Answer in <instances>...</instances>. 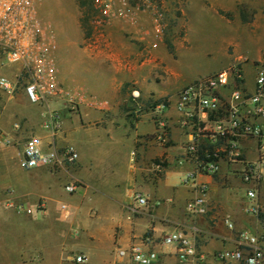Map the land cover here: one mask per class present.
Masks as SVG:
<instances>
[{
	"label": "crops",
	"instance_id": "0c3cea01",
	"mask_svg": "<svg viewBox=\"0 0 264 264\" xmlns=\"http://www.w3.org/2000/svg\"><path fill=\"white\" fill-rule=\"evenodd\" d=\"M187 2V44L188 30L198 27L202 36L210 28L225 56L227 48L245 42L237 32L245 11L257 13L251 26L264 31V0ZM147 25L142 13L118 14L100 26L95 40L84 41L83 48L76 37L56 49L62 88L83 98L74 108L63 99L31 105L22 90L13 95L0 91V132L10 141L9 146L0 141V264H76L73 258L79 255L84 264H109L116 251L131 246L155 251L154 264H181L173 247L143 243L146 237L157 241L175 231L197 250V258L186 264H237L219 262L214 255L235 250L240 234L258 238L264 248V224L247 212L255 207L264 215V187L257 201H249L237 175L239 164L221 161L215 175L197 174L195 163L184 158L193 129L182 126L184 117L175 103L185 87L179 84L177 55L188 46L168 55L163 37L142 36ZM262 51L258 48L257 54ZM225 60L224 68L194 82L226 69ZM244 77L251 90L250 66ZM162 100L164 109L158 103ZM45 107L61 121L54 139L40 127ZM162 123L168 130L163 143L158 139ZM33 136L47 152L50 146L56 151L72 146L77 162L57 172L23 169L22 149ZM245 153L250 158L254 154ZM70 184L78 186L76 191L62 197L61 185ZM137 197L146 205L139 206ZM199 198L202 204L189 212L187 206ZM74 233L78 239H72Z\"/></svg>",
	"mask_w": 264,
	"mask_h": 264
},
{
	"label": "built area",
	"instance_id": "2783aa9c",
	"mask_svg": "<svg viewBox=\"0 0 264 264\" xmlns=\"http://www.w3.org/2000/svg\"><path fill=\"white\" fill-rule=\"evenodd\" d=\"M97 14L95 26H102L117 16L133 17L144 14L148 27L142 36L154 39L163 37L165 29V10L157 0H89ZM37 0H0V91L13 95L22 90L31 105L45 106L47 102L63 99L70 107L77 106L83 99L80 93L71 94L62 88L57 74L53 53L57 43L52 32L44 28L37 15ZM118 6V8H117ZM119 10V12H117ZM155 49L156 45L152 44ZM252 68L253 87L249 90L245 84V69ZM11 68L12 78L1 73L4 68ZM133 96L135 93H132ZM164 109V103H160ZM175 109L184 117L183 127L193 129L191 139L185 147V159L195 163L196 173L215 175L221 161L239 164L241 170L237 175L247 188L246 198L257 201L259 192L264 187V60L249 62L240 57L228 68L194 82L177 94ZM40 127L52 139L61 132V121L56 111L45 107L41 115ZM17 130L18 125H13ZM160 142H166V125L161 124L158 133ZM0 141L5 146L10 141L0 132ZM253 151L250 158L245 153ZM78 160L72 146L61 151L43 150L42 140L30 137L22 149L21 167L31 170L39 167L57 172L71 168ZM192 178V177H191ZM76 184L66 185L64 191L72 194ZM205 187H201L204 193ZM135 202L145 206L146 201L137 197ZM202 199H197L187 206L189 212H195ZM36 211L40 212L37 207ZM248 213L258 215L257 208L252 207ZM31 215L30 209H25ZM67 213L65 214V216ZM73 238H78L77 233ZM143 243L162 247H173L181 264L197 258V250L187 236L175 231L160 237L157 241L146 237ZM116 259L109 264H154L158 255L153 250H143L131 246L128 250H118ZM219 262L237 264L264 263V248L258 238L240 234L238 247L232 251H221L214 255ZM76 264H84L82 255L75 256Z\"/></svg>",
	"mask_w": 264,
	"mask_h": 264
},
{
	"label": "rangeland",
	"instance_id": "374dc122",
	"mask_svg": "<svg viewBox=\"0 0 264 264\" xmlns=\"http://www.w3.org/2000/svg\"><path fill=\"white\" fill-rule=\"evenodd\" d=\"M157 1L162 3L165 10L164 51L173 56L176 48L180 50L186 45L188 46V49L180 50L177 55V71L182 75L179 84L186 87L197 78L224 68L225 56L229 59L228 66L240 57H246L249 62L253 63L264 60V51L257 54L258 48H264V31H258L254 26H251L257 13L253 11L241 12V25L237 32L241 40H245V42L241 41L238 48L232 46L227 48L224 56L222 45L219 40H213L210 28L205 29L202 36L198 27L188 30V44L186 43L189 25L187 19L188 0ZM36 7L38 18L44 28L54 35L57 49H61L67 42L74 43L76 37L81 39L78 47L83 48L84 41H93L101 33V28L93 23L97 14L92 9L89 0H37ZM251 32L254 33L251 35ZM11 68L15 69V67H7L1 73L11 72ZM61 190L62 197L71 196L64 191V185H61ZM72 239L76 238L72 237ZM70 243L73 244V242Z\"/></svg>",
	"mask_w": 264,
	"mask_h": 264
},
{
	"label": "trees",
	"instance_id": "16d2710c",
	"mask_svg": "<svg viewBox=\"0 0 264 264\" xmlns=\"http://www.w3.org/2000/svg\"><path fill=\"white\" fill-rule=\"evenodd\" d=\"M82 22H83V21H82ZM82 25L84 26L83 23H82ZM161 102L165 103V100L159 101L158 103H161ZM257 218H258V220H259L262 224H264V215L258 214V215H257Z\"/></svg>",
	"mask_w": 264,
	"mask_h": 264
}]
</instances>
